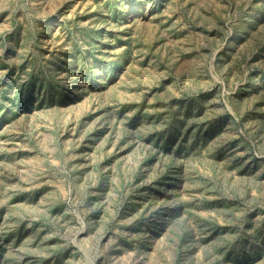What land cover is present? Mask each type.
<instances>
[{"label":"rangeland","instance_id":"1","mask_svg":"<svg viewBox=\"0 0 264 264\" xmlns=\"http://www.w3.org/2000/svg\"><path fill=\"white\" fill-rule=\"evenodd\" d=\"M0 264H264V0H0Z\"/></svg>","mask_w":264,"mask_h":264}]
</instances>
